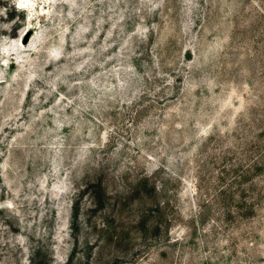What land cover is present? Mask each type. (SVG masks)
Masks as SVG:
<instances>
[{
    "label": "rangeland",
    "instance_id": "1",
    "mask_svg": "<svg viewBox=\"0 0 264 264\" xmlns=\"http://www.w3.org/2000/svg\"><path fill=\"white\" fill-rule=\"evenodd\" d=\"M0 264H264V0H0Z\"/></svg>",
    "mask_w": 264,
    "mask_h": 264
},
{
    "label": "water",
    "instance_id": "2",
    "mask_svg": "<svg viewBox=\"0 0 264 264\" xmlns=\"http://www.w3.org/2000/svg\"><path fill=\"white\" fill-rule=\"evenodd\" d=\"M24 42H27V38L24 40Z\"/></svg>",
    "mask_w": 264,
    "mask_h": 264
},
{
    "label": "bare ground",
    "instance_id": "3",
    "mask_svg": "<svg viewBox=\"0 0 264 264\" xmlns=\"http://www.w3.org/2000/svg\"><path fill=\"white\" fill-rule=\"evenodd\" d=\"M27 1V0H26ZM41 14V13H40ZM39 15V14H38ZM26 43V42H25ZM24 46V45H23Z\"/></svg>",
    "mask_w": 264,
    "mask_h": 264
}]
</instances>
